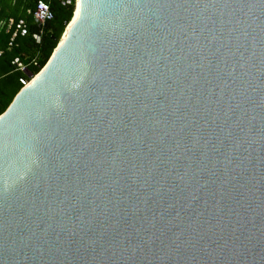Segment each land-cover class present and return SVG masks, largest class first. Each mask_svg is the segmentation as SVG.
I'll return each instance as SVG.
<instances>
[{
	"label": "water",
	"instance_id": "water-1",
	"mask_svg": "<svg viewBox=\"0 0 264 264\" xmlns=\"http://www.w3.org/2000/svg\"><path fill=\"white\" fill-rule=\"evenodd\" d=\"M80 1L0 115V264H264V0Z\"/></svg>",
	"mask_w": 264,
	"mask_h": 264
},
{
	"label": "trees",
	"instance_id": "trees-1",
	"mask_svg": "<svg viewBox=\"0 0 264 264\" xmlns=\"http://www.w3.org/2000/svg\"><path fill=\"white\" fill-rule=\"evenodd\" d=\"M36 1L0 0V26L8 18L16 21L24 19L29 31L26 35L19 33L13 46H9L14 30L8 31L7 26L0 28V115L24 87L21 80L31 79L27 71L36 75L46 65L74 14L75 0H44L49 4L54 18L41 26L27 12Z\"/></svg>",
	"mask_w": 264,
	"mask_h": 264
},
{
	"label": "built area",
	"instance_id": "built-area-1",
	"mask_svg": "<svg viewBox=\"0 0 264 264\" xmlns=\"http://www.w3.org/2000/svg\"><path fill=\"white\" fill-rule=\"evenodd\" d=\"M27 12L28 14L32 15L34 20L41 26H44L48 21L54 18V14L50 9L49 4L44 0L36 1L34 7L28 9ZM2 26H7L8 31L11 29L14 30L13 37L11 39V42L9 43V46H13V41L19 33H21L22 35H26L29 33L24 19H20L19 21H16L14 18H8L4 22H2L0 28ZM36 37L40 38L39 35H36ZM16 63H18V65L22 70H25V67L21 63H19V60H16ZM30 80H21V82L23 86H26V84Z\"/></svg>",
	"mask_w": 264,
	"mask_h": 264
},
{
	"label": "bare ground",
	"instance_id": "bare-ground-1",
	"mask_svg": "<svg viewBox=\"0 0 264 264\" xmlns=\"http://www.w3.org/2000/svg\"><path fill=\"white\" fill-rule=\"evenodd\" d=\"M81 9H82L81 1L80 0H76L75 13H74L73 20L70 22V24L67 25L66 30H65V32L63 34V37L60 40V45L64 41V39L66 38V36H67V34L69 32L70 27L78 19L79 15H80V12H81ZM35 78H37V77H35ZM30 82H32V81L30 80L26 85H28Z\"/></svg>",
	"mask_w": 264,
	"mask_h": 264
}]
</instances>
